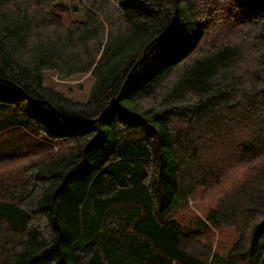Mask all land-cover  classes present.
Here are the masks:
<instances>
[{
    "label": "trees",
    "instance_id": "16d2710c",
    "mask_svg": "<svg viewBox=\"0 0 264 264\" xmlns=\"http://www.w3.org/2000/svg\"><path fill=\"white\" fill-rule=\"evenodd\" d=\"M0 264H264V0H0Z\"/></svg>",
    "mask_w": 264,
    "mask_h": 264
},
{
    "label": "rangeland",
    "instance_id": "374dc122",
    "mask_svg": "<svg viewBox=\"0 0 264 264\" xmlns=\"http://www.w3.org/2000/svg\"><path fill=\"white\" fill-rule=\"evenodd\" d=\"M42 81L44 84L51 85L59 90L63 95L72 98L73 100L85 101L89 96L90 87L93 83V78L89 73L75 74L66 79H60L54 72L45 71L42 75ZM13 162V161H12ZM21 161L12 163V167L19 166ZM10 170V168H9ZM207 207V202L204 199H200V194L193 195L191 199L185 204L181 205L178 210L172 212L174 218L180 219L181 222H186L192 216V214L202 215L204 214V208ZM223 242L225 245L231 240L234 241L236 235L232 228L224 229ZM222 242V241H221Z\"/></svg>",
    "mask_w": 264,
    "mask_h": 264
},
{
    "label": "water",
    "instance_id": "95a60500",
    "mask_svg": "<svg viewBox=\"0 0 264 264\" xmlns=\"http://www.w3.org/2000/svg\"><path fill=\"white\" fill-rule=\"evenodd\" d=\"M171 26H172V23L167 28H165V30L163 32H161L158 36H156L151 42H153L154 40H156L157 38H159L160 36H162L163 34H165L171 28ZM144 51L145 50H143L142 56L144 54Z\"/></svg>",
    "mask_w": 264,
    "mask_h": 264
}]
</instances>
